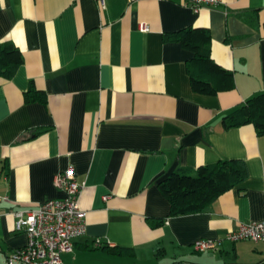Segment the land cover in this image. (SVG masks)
<instances>
[{"label": "crops", "instance_id": "obj_1", "mask_svg": "<svg viewBox=\"0 0 264 264\" xmlns=\"http://www.w3.org/2000/svg\"><path fill=\"white\" fill-rule=\"evenodd\" d=\"M188 28L210 31L233 90L193 91L194 53L169 39ZM4 42L23 64L0 77V264L28 242L14 213L62 199L55 177L69 168L83 186L86 234L64 264H264L263 244L226 240L264 220V136L223 126L264 92V0L198 12L184 0H0ZM31 89L46 103H27ZM230 160L245 166L240 184L201 212L171 216L162 180ZM199 240L219 244L198 252Z\"/></svg>", "mask_w": 264, "mask_h": 264}, {"label": "trees", "instance_id": "obj_2", "mask_svg": "<svg viewBox=\"0 0 264 264\" xmlns=\"http://www.w3.org/2000/svg\"><path fill=\"white\" fill-rule=\"evenodd\" d=\"M169 39H176L182 46L194 53L188 63L193 91L201 95L216 96L235 88L231 71L218 65L211 55V34L208 29L188 28ZM23 64L21 51L10 42L0 43V77L11 79ZM26 102L46 103L45 96L30 90ZM252 125L257 134L264 136V92L248 99L233 113L223 118L225 129ZM246 177L243 162L221 161L203 165L197 169H179L159 183L167 198L171 216L197 213L217 200L221 195L240 184Z\"/></svg>", "mask_w": 264, "mask_h": 264}, {"label": "built area", "instance_id": "obj_3", "mask_svg": "<svg viewBox=\"0 0 264 264\" xmlns=\"http://www.w3.org/2000/svg\"><path fill=\"white\" fill-rule=\"evenodd\" d=\"M94 1L104 4V0ZM184 1L196 12L204 7L211 8L222 4V0ZM140 29L143 32L149 31L145 24H141ZM1 167L0 146V170ZM55 186L63 192L62 199L46 201L32 211L14 213L15 231L24 232L28 242L25 247L6 258L7 264H64L62 256L71 253L75 241L86 234V214L79 204L83 186L78 183L74 168L57 175ZM107 199L108 197H105V200ZM226 240L234 243L251 241L264 245V220L240 225L226 235ZM218 244V241L199 240L193 246L196 251L205 252L215 250Z\"/></svg>", "mask_w": 264, "mask_h": 264}]
</instances>
